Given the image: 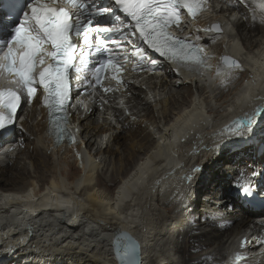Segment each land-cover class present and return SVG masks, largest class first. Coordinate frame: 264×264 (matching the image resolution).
<instances>
[{
  "label": "bare ground",
  "instance_id": "6f19581e",
  "mask_svg": "<svg viewBox=\"0 0 264 264\" xmlns=\"http://www.w3.org/2000/svg\"><path fill=\"white\" fill-rule=\"evenodd\" d=\"M218 1L226 7L221 6L218 13V5L213 6L216 15L201 20L200 26L219 20L228 25L229 18L222 12L235 11L232 25L240 40L237 44L230 37L219 40L211 57L233 53L252 67L234 78L236 87L223 85L214 103L209 91L203 92L202 98L183 102L194 95L193 84L183 81L214 87L217 78L213 83L205 74L176 73L171 66L160 64L158 70L164 72L160 73L161 80L155 77L148 82L157 90L152 95L155 103L140 107L134 102L135 119L118 112V119L122 118L118 127L98 126L96 116L80 119L85 132L82 142L89 151L82 143L54 148L46 135L48 124L42 110L37 104L24 110L23 130L16 127L10 137L0 140V146L5 147L0 151V264H118L112 240L120 230L140 241L142 264H264V209L253 210L233 187L242 179L241 174L255 182L259 177L264 179V111L256 116L253 131L247 135L227 134L226 124L221 135L215 133L238 105L245 104L249 94L264 88L260 79L264 77V41L259 38H264V27L251 12L259 8L264 15V0ZM244 26L248 33H244ZM83 43L80 39L79 45ZM87 48L83 55L89 64L92 58ZM121 55L130 59L126 67L140 63L134 62L133 49L126 48ZM86 64L79 65L82 81ZM226 76L222 74L221 80ZM252 76H256L257 84L246 85ZM166 90V97L161 98ZM99 96L84 99L90 101V107L94 106L92 98ZM261 99L258 106L264 105V95ZM159 106L162 110L158 112ZM77 107L78 116L85 113L80 103ZM211 117L219 125L213 131ZM181 128L186 130V137L174 140ZM92 133L98 136L96 142L90 140L88 134ZM147 142L152 146L144 151ZM189 147L191 155H184ZM104 151L118 158L114 170L121 171L137 157L111 194L99 187L109 184L100 173L108 166ZM182 157L188 171L202 166L191 182L182 177L185 168L174 169ZM45 172L51 178L48 186H41ZM64 202H71L73 207H61Z\"/></svg>",
  "mask_w": 264,
  "mask_h": 264
},
{
  "label": "snow or ice",
  "instance_id": "6c2138e0",
  "mask_svg": "<svg viewBox=\"0 0 264 264\" xmlns=\"http://www.w3.org/2000/svg\"><path fill=\"white\" fill-rule=\"evenodd\" d=\"M207 0H114L113 8H103L95 15L104 12H114L118 8L127 19V26L124 31L119 28H103V32H120L125 38L126 45L131 44L137 56L141 60L145 57V49L133 44L128 37H136L143 41L148 48L159 53L161 57L169 61H177L190 71L197 67L211 70L213 66L206 62L207 54L202 46L187 37H178L170 28L175 25L181 29L183 23L181 12L186 10L188 15L195 18L197 14L206 7ZM87 5L81 0H0V26L4 29V38H0V78L7 79L9 84H16L19 87H0V132L7 131L15 124L18 112L22 110V105L32 104L37 98L38 89L42 88L43 103L50 110L63 113L65 125L70 113L67 111L68 103L71 99L69 70L76 60V48L83 49L95 47L97 52H106L104 47L106 41L101 39L98 44L92 45L88 34L89 29L85 22L79 19L84 16ZM27 8V11H24ZM71 8L77 9L76 12ZM91 15V13H88ZM121 24H124L120 17H116ZM92 20H87V24H92ZM75 31L77 37L83 40V46L75 43L71 39L72 32ZM199 31V30H195ZM207 33H222L220 23L213 24L210 28L203 29ZM125 45V47H126ZM6 49V51H5ZM127 59V57H125ZM222 62L229 73L233 70L244 71L241 62L230 57H223ZM83 63V61H81ZM149 66L156 68V61H149ZM114 74L113 79L117 83H123L118 73L124 69L116 55H108L105 60L95 66L92 79H84V90L87 88L100 86L103 91H114L111 87L102 84L103 72L109 69ZM79 72L80 69L77 68ZM179 72L178 69H176ZM220 71V66L216 67ZM79 80L80 77L77 76ZM264 81V77L260 78ZM245 84L256 85L257 78L252 76L251 81ZM118 90V89H116ZM264 111V105L254 107L242 118L237 119L232 125L227 126V131L233 135L244 136L253 131L256 116ZM51 115V113H50ZM111 118V117H110ZM135 119V117H133ZM57 123L56 135L57 143L64 136L67 128H59ZM78 131V130H77ZM186 137L187 132L181 128L173 139L181 136ZM72 143H76V138L69 132ZM163 143V142H161ZM219 148V145H216ZM79 156L80 153L77 152ZM144 167V166H142ZM198 169L194 167L183 179L191 182L194 173ZM255 172L251 174L252 177ZM242 179L235 184L237 194L243 197H250L253 193V184L247 174H241ZM19 198V197H18ZM8 199V197H5ZM63 207L71 209V202H64ZM126 235V233H121ZM121 264H142L138 261L136 250L131 253L125 248L118 251Z\"/></svg>",
  "mask_w": 264,
  "mask_h": 264
},
{
  "label": "rangeland",
  "instance_id": "374dc122",
  "mask_svg": "<svg viewBox=\"0 0 264 264\" xmlns=\"http://www.w3.org/2000/svg\"><path fill=\"white\" fill-rule=\"evenodd\" d=\"M221 6H225L226 7V5L224 4V3H222V5ZM251 12H252V14L254 13V15L256 16V18H257V20H258V22L264 27V15L260 12V9L259 8H256V9H254V8H252V10H251ZM240 16H241V13L239 14ZM235 28H236V26H235ZM237 29V28H236ZM243 30H244V33H248V29L247 28H245V26L242 28ZM246 29V30H245ZM237 38H238V40H240V38H239V36L237 35ZM259 38H261V39H263V41H264V38H263V36L262 35H260L259 36ZM216 42V44L214 45V46H216V45H218L219 44V40L218 41H214V43ZM213 49H215V47H212ZM235 72H236V76H241V72L239 71V70H235ZM159 82V81H158ZM160 83V82H159ZM192 92L194 93V90L196 89V87L195 86H193L192 85ZM221 89H222V87L221 88H219V89H217V91L219 92V91H221ZM168 90V89H167ZM165 91V93H162V96H161V98L162 97H166V94H167V92L168 91ZM192 95V94H191ZM191 95L189 96L188 95V97H187V99L186 100H184L183 102H185V103H187L188 102V100L190 99H192V97H191ZM191 97V98H190ZM158 108H160V106L158 107ZM162 110V107L158 110V112L159 111H161ZM158 112H156V114L158 115ZM169 113H170V115L172 116V114H173V112L172 111H169ZM174 117V116H173ZM163 121H165V120H163ZM165 122H167V121H165ZM163 124H164V122H163ZM96 133V132H95ZM95 133H92V135L91 134H88L91 138H90V140H92V141H95L97 138H98V136H97V134H95ZM127 132H122V134H124V136L125 137H128L127 135H125ZM21 134H23V133H21ZM28 134H29V132H28ZM30 135V134H29ZM83 136L85 137V132H83V134L81 135V137L83 138ZM31 137H33V136H31ZM107 138H108V134H107ZM107 138H106V140H107ZM22 140H24V138L22 139ZM96 142V141H95ZM111 144H112V147L113 148H116L117 147V143L115 142V141H113L112 140V142H111ZM23 146H25V143H24V145ZM109 146V145H108ZM152 145H151V142H147V144H146V147L143 149L144 151L148 148V147H151ZM106 149V148H105ZM104 149V150H105ZM142 153L143 152H140L138 155H142ZM103 156H106L107 157V159H108V166H106L105 168H103V169H100V173L102 174V175H104V177L109 181V184L107 185V186H99V187H101L105 192H108L109 194H111L112 192H113V190H114V188H115V186H116V184H117V182L119 181V179L121 178V177H123V176H125L126 174H127V172L132 168V166H133V163L137 160V157H135L134 158V162H131V163H126L125 165H124V168L120 171V170H114V164L117 162V157H115V156H112V155H110L109 153H107V152H105L104 151V155ZM46 159H49L48 158V155L46 156ZM29 160V159H28ZM48 170V169H47ZM31 173L34 171V168H32L31 170ZM114 172V173H113ZM45 173H47L46 175H45V177L41 180V186H44V185H46L47 184V182L50 180V178H51V174L49 173V172H45ZM209 173V174H208ZM207 174H206V176H210L211 175V172H208ZM32 175H34V176H36V173H32ZM29 177V176H28ZM28 177H26V178H28ZM18 186H22V183H18ZM184 198V196L182 195V198H181V201H180V203H181V206L180 207H184V204L182 205V199ZM185 199V198H184ZM184 199H183V201H184ZM184 203V202H183ZM178 208V210H181L182 208ZM183 211V210H182ZM155 212V211H154Z\"/></svg>",
  "mask_w": 264,
  "mask_h": 264
},
{
  "label": "water",
  "instance_id": "95a60500",
  "mask_svg": "<svg viewBox=\"0 0 264 264\" xmlns=\"http://www.w3.org/2000/svg\"><path fill=\"white\" fill-rule=\"evenodd\" d=\"M121 233H126V235H121ZM112 243H113L114 254L118 264H121V261L119 256L117 255V252L123 251L125 248H127L130 253L135 249L137 253L136 256L137 260L138 261L142 260L140 241L137 238H135L132 234H130L128 231L120 230L116 232L112 240Z\"/></svg>",
  "mask_w": 264,
  "mask_h": 264
}]
</instances>
